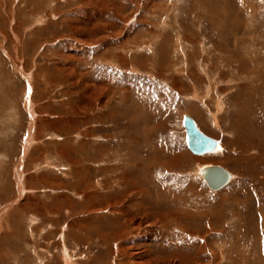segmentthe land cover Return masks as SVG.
Here are the masks:
<instances>
[{"label":"rangeland","instance_id":"1","mask_svg":"<svg viewBox=\"0 0 264 264\" xmlns=\"http://www.w3.org/2000/svg\"><path fill=\"white\" fill-rule=\"evenodd\" d=\"M121 230L136 264H264V0H0V264H131Z\"/></svg>","mask_w":264,"mask_h":264},{"label":"bare ground","instance_id":"2","mask_svg":"<svg viewBox=\"0 0 264 264\" xmlns=\"http://www.w3.org/2000/svg\"><path fill=\"white\" fill-rule=\"evenodd\" d=\"M108 9V8H107ZM95 40V39H94ZM91 43V42H90ZM184 117H188V118H190L192 121H193V119L190 117V116H188V115H183V117H182V124H183V118ZM194 122V121H193ZM195 124V123H194ZM196 126V125H195ZM183 128V127H182ZM198 129V128H197ZM183 131H184V128H183ZM201 132V131H200ZM202 133V132H201ZM184 134H185V131H184ZM206 136V135H205ZM208 137V136H207ZM210 138V137H209ZM212 139V138H211ZM214 140V139H213ZM216 142H217V146H216V148H215V150H214V152L215 151H217V149H218V144H219V141L218 140H215ZM185 144H186V141H185ZM189 151V150H188ZM190 152V151H189ZM191 153V152H190ZM213 153V152H212ZM192 155H195V154H193V153H191ZM209 154H211V153H209ZM206 155V154H205ZM195 156H201V155H195ZM199 162V161H198ZM205 162V161H204ZM214 167H219V166H209V167H206V168H203V169H201L200 171H199V175H200V177L202 178V176H201V172L203 171V170H205V169H207V168H214ZM220 168H222V167H220ZM222 169H224V168H222ZM227 171V170H226ZM228 172V171H227ZM228 174H229V177H230V181L232 180V176H231V174L228 172ZM202 180H203V178H202ZM205 183V182H204ZM206 184V183H205ZM226 186V185H225ZM225 186H223L222 188H220V189H218V190H213V189H210L211 191H219V190H221V189H223ZM141 207V206H140ZM122 212V211H121ZM94 213H96V212H94ZM203 213V212H202ZM176 214V213H175ZM175 214H173V213H169V215H166V217H165V219H176V218H179L177 215H175ZM123 216H125V218L124 217H122L121 219H123L124 220V222H125V224H129V225H131L132 224V222H133V220H132V218L130 219V220H128L126 217V212L124 211V214H123ZM186 218V217H185ZM179 226H181V225H179ZM143 227V226H142ZM182 227V226H181ZM141 228V223L140 222H136V223H133L132 224V227H130V231H135V230H139ZM128 230H129V228H128ZM127 234H129V231L128 232H126L125 233V231H122L121 230V232H118V233H113V235H112V237H111V239H113L114 238V240H116L117 241V244H118V246H117V249H116V252L118 253V255H120V257L121 256H123V255H127L128 256V258L129 259H131L132 260V262H131V264H136L133 260L135 259V257L137 256V253H132V252H128V249L126 250V249H124V244H122L121 245V243L120 242H123V241H127V238L126 237H124V235H126V236H128ZM131 234V233H130ZM100 237H103V238H105L106 239V236L105 235H100ZM120 239L122 240V241H120ZM205 239L206 238H204V237H202L201 239H200V241H199V243H197V244H194V246H196V245H199L200 246V251H203V252H197L196 253V255L192 258V257H188V258H190V261L188 260V258H183L182 257V259H181V255L180 256H170L169 257V259L170 260H167V261H158V260H153V261H147L149 264H181L183 261V263H185V261L187 260L188 262H189V264H202L201 263V260H204L205 259V255H208V256H210V257H212V256H214L215 258L218 256V254L216 253V252H214L213 250H212V248H210L209 246H208V244H207V242L205 241ZM105 241H107V240H105ZM202 241H205L204 243L202 242ZM190 245V244H189ZM192 246V245H191ZM130 250V249H129ZM131 251V250H130ZM187 256V255H186ZM190 256V255H189ZM139 257V256H138ZM137 257V258H138ZM136 258V259H137ZM140 258V257H139ZM221 258V257H220ZM220 258H218V260H220ZM130 260V261H131ZM186 261V262H187ZM146 262V263H147ZM130 263V262H129ZM140 264V263H139Z\"/></svg>","mask_w":264,"mask_h":264},{"label":"water","instance_id":"3","mask_svg":"<svg viewBox=\"0 0 264 264\" xmlns=\"http://www.w3.org/2000/svg\"><path fill=\"white\" fill-rule=\"evenodd\" d=\"M183 127L186 145L191 153L203 155L215 150L217 142L201 133L190 118H183ZM201 176L207 187L213 190H218L230 182L228 172L220 167L207 168L201 172Z\"/></svg>","mask_w":264,"mask_h":264}]
</instances>
